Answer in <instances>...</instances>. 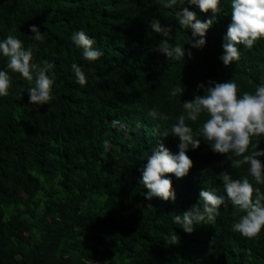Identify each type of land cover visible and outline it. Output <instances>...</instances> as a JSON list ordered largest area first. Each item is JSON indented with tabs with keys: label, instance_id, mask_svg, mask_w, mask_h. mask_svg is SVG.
Here are the masks:
<instances>
[{
	"label": "trees",
	"instance_id": "obj_1",
	"mask_svg": "<svg viewBox=\"0 0 264 264\" xmlns=\"http://www.w3.org/2000/svg\"><path fill=\"white\" fill-rule=\"evenodd\" d=\"M163 2L0 0V40L13 35L32 48L33 63L55 64L48 73H54V99L37 109L29 104L28 82L8 70L0 54V70L12 77L10 94L0 97V264H264V231L258 239L233 232L239 215L231 205L191 234L173 222L202 205V189L225 194L222 171L233 179L248 175V165L230 166L231 153H213L201 141L187 153L193 161L189 174H168L175 202L145 199L140 169L161 142L178 154L171 125L183 102L203 95L198 84L234 80L242 94L264 82V39L251 50L238 45L240 59L230 66L220 60L231 0H221L202 49L188 44L191 30L180 27L175 12L187 7L202 21L211 12L186 0L172 9ZM154 17L171 27L170 45L185 47L184 61L153 51L164 39L148 27ZM30 25L40 28L44 42L34 40ZM77 30L96 40L94 47L104 53L99 60L83 58L71 40ZM73 63L86 75L83 87ZM177 86H184L183 95L171 97ZM153 108L169 119L150 117ZM206 118L186 123L195 132ZM259 147L264 149V139Z\"/></svg>",
	"mask_w": 264,
	"mask_h": 264
},
{
	"label": "clouds",
	"instance_id": "obj_2",
	"mask_svg": "<svg viewBox=\"0 0 264 264\" xmlns=\"http://www.w3.org/2000/svg\"><path fill=\"white\" fill-rule=\"evenodd\" d=\"M160 2V0H158ZM189 5L196 6L202 13L211 12L206 20L197 18L189 8H180L175 12L178 24L183 29L191 30L188 44L192 48L202 49L206 45V34L211 29L221 9V0H186ZM185 3V0H184ZM177 0H164L162 6L172 9ZM231 22L228 25L223 54L220 60L227 67L240 59L238 45L251 50L261 39H264V0H231ZM148 27L164 39L153 51L166 56L167 59L181 60L185 58L184 46L177 43L169 44L172 39V29L163 26L158 18H152ZM29 31L35 41L44 42V34L36 25H30ZM72 42L82 49L83 58L87 61H97L103 51L94 47L96 40L83 30L74 31ZM0 54L7 58V69L18 73L29 84L26 89L29 104L37 109L51 104L53 96V77L49 76L55 68L53 62L47 60L42 64L33 63V50L25 49L23 42L13 35L0 40ZM191 58V51L187 52ZM76 83L80 86L87 84V78L81 67L72 64ZM12 87V77L8 71L0 70V97L8 96ZM203 95H195L194 99L183 102V113L171 125V136L178 138V154H173L163 143H159L143 164L140 183L146 188L145 199L151 201L154 197L163 201L176 200V192L168 174L181 179L187 176L193 167L192 159L187 155L189 150H197L201 141L207 143L213 153L227 155L232 168L248 165V175L241 179H233L228 171H222L218 178L223 183L224 193L202 189L199 192V202L191 208L177 214L173 222L184 232L191 234L198 225L215 221L221 206L233 208V215L239 219L233 223L232 231L246 239H258L264 231V191L255 185H264V162L258 157H264V149L259 147V141L264 139V82L256 86L255 92L244 91L240 94L239 85L234 80L217 82L208 80L207 84H198ZM184 86H177L170 91L171 97L182 96ZM202 115L206 119L195 132L186 121L196 122ZM153 119L168 120L166 114L153 108L149 112ZM113 126L117 121H113ZM168 136V133H160ZM256 141L255 143L253 141ZM108 141H105L107 144ZM249 176L252 178L250 181ZM148 207H152L151 204ZM242 213V215H241ZM175 240V237H173Z\"/></svg>",
	"mask_w": 264,
	"mask_h": 264
}]
</instances>
